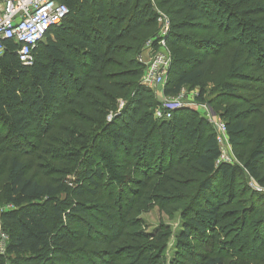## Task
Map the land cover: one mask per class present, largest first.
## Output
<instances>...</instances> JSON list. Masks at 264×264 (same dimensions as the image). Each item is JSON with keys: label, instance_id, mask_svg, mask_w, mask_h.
<instances>
[{"label": "trees", "instance_id": "trees-1", "mask_svg": "<svg viewBox=\"0 0 264 264\" xmlns=\"http://www.w3.org/2000/svg\"><path fill=\"white\" fill-rule=\"evenodd\" d=\"M60 1L68 13L34 48L30 65L18 60L12 40H3L0 52V153L7 148L18 153L11 159L7 182L12 208L0 211V222L8 230L5 251L14 255L13 264H162L169 233L162 227L147 233L130 223L131 213L145 202L161 209L173 205L180 216H188L173 234L178 250L167 264H224L209 244L220 248L230 242V250L239 245V253L252 242H264V217L256 221L255 233L246 231L240 241L237 233L230 234L244 228L245 221L240 217L242 222L223 226L220 211L235 200L238 171L264 184V121L252 119L259 114L256 108L241 110L248 103L235 91L236 82L249 80L246 71L264 73V0ZM152 3L170 20L165 95L199 86L202 100L201 80L210 60L230 50L225 79L208 103L216 112L222 109L233 148L245 136L254 139L240 158V170L216 163L213 129L194 110L178 107L170 118L154 117L159 103L142 81L144 65L139 60L158 31ZM51 142L66 150L64 158H56ZM94 153L100 160H93ZM84 155L89 169L84 180L92 187L76 184L77 201L64 203L65 209L53 206L58 223L49 224L46 206L62 187L49 180L48 171H60L51 162L73 163V168ZM22 157L46 165L36 163L27 176L30 169ZM101 164L114 171L103 196ZM64 171L72 172L68 167ZM249 192L243 209L258 213L263 197ZM100 198L106 201L98 206L107 205L105 212L120 222L115 233L105 229L93 211V201Z\"/></svg>", "mask_w": 264, "mask_h": 264}, {"label": "rangeland", "instance_id": "rangeland-1", "mask_svg": "<svg viewBox=\"0 0 264 264\" xmlns=\"http://www.w3.org/2000/svg\"><path fill=\"white\" fill-rule=\"evenodd\" d=\"M157 10L160 11L162 14L166 15L165 11L159 8H157ZM197 33L199 34L200 32H197ZM151 50L153 49H150V47L145 48V45H144V47L142 48V51L140 52V54L144 52V60L147 59L149 55L148 53H150ZM163 50L165 51L171 63V48L169 47L167 40H166L165 46L163 47ZM229 60H230V50L229 49H226L225 52H223L218 58L214 59L212 62L210 60L211 63L209 62L206 73L201 80V84L202 86H204V96L202 100L198 98L199 91H200L199 86H196V87L187 86V87H184L180 92L176 94L165 95L163 91H164V87L167 82V79H169L168 69L163 73L161 84L157 86L153 85L150 87L152 89L151 91L153 95V100L159 103L160 101H163V100H172L174 98L176 99L178 98V101L181 103V105L186 106V108L189 107L190 109H193L198 115L200 114L202 115V113L199 114V111L201 112V110H199L201 108L200 105L201 103H207L212 108V106L208 103V101L210 100L211 97H213L217 93L218 84L222 80L225 79V75L227 73V69L229 66ZM146 69L147 68L144 67L143 71L145 72ZM144 72H143L142 77H144ZM246 73L248 75L249 80L246 79V80H240L236 82L237 86L235 88L236 93H238L239 97L243 99V102L246 100V102L248 103L247 106L245 107L243 106L241 110L249 109L250 106H251L250 109L256 108L259 114L256 117H253L252 119L255 122L259 120L261 121V119L262 121H264V73H260L256 71L255 69L246 71ZM121 104L122 103L120 102V105ZM196 108L198 109V111ZM212 110L217 114V116H219V118L222 121H224L223 118L221 117L222 109H217L218 112H216L213 108ZM5 131H6V128H2L1 133H4L3 136L6 134ZM51 134H52L51 136L56 135V133L54 132H52ZM253 143H254V139H249L248 136H245L242 142L236 145L234 148L231 145L232 162L234 163L233 165H236L239 168L238 170H240V168L242 167L240 158L245 156L248 153V151L252 148ZM49 147L52 153L57 154L56 156L57 159L64 158L63 156L66 155V150L61 148L56 143L51 142L49 144ZM16 155H18V153L14 151L12 148L11 149L7 148V151H2L0 153V171H4L2 182L0 185L1 187L0 189V210L12 208V204L7 202V198H8V187H7L8 183L7 182H8V177H9L11 159L12 157ZM22 160H23V163L25 164L26 169H30L27 171V176H30L34 172L33 171L34 165H36V163H43V160H39V161L33 160L32 161V160H29L27 157H22ZM93 160H96V161L100 160L98 155L95 153H94ZM84 161L86 162L85 155L83 156L82 162L80 161L79 163L74 165L73 168H72L73 163H71L69 160L66 161V162L71 163L69 166H67V164L63 161L51 162L52 167L55 169L58 168L60 171H57L58 173L55 172V174H53L51 171H48L47 174L50 175L49 180L62 183V187L60 188L58 192V196L55 199H53L49 205L46 206L47 220L49 224L58 223V220L54 219V216H53V211H52L53 206L58 205L59 207H62L63 209H65L67 208V206H65L64 203L66 204L69 202L74 203V201H77V199L73 195L75 193L74 187L76 184L82 182L92 187V185L89 184V182L86 179L84 180L86 176L85 174L87 172L89 173V169L86 166ZM42 165L45 166L46 164L43 163ZM44 166H42L41 171H44ZM67 167L70 168L72 172L65 175L66 172L64 170H66ZM101 169L103 173L102 181L104 183V187L101 189L100 193L103 196V195H106L107 192L109 191V188L107 186L108 184L107 179H109V177L114 173V171L112 170L110 171L108 168H104L103 166L101 167ZM127 171H130V170H127ZM222 183H223L222 186L224 187V191L228 192L230 189V186H226V183H227L226 181ZM251 189L253 192L257 193V195L260 194L264 200V184H259L255 179L246 177L242 173V171H238V174L235 177V191L237 192L235 200L234 202L226 204L220 208V211L222 213L223 226L229 225L230 227L231 223H235L236 221L239 222L242 219L245 221L246 226H244V228L239 227L237 230L238 232H233L232 234H230V236L233 237V235L237 233L240 238V241L243 238H245V235L247 234V232L251 231L249 232V235L251 233H255L257 229L256 221L258 220V218L263 219L264 217V206L261 207V210H259L258 213L255 212L256 214L253 213V211H250L251 213L249 214L245 209H243L244 207H248L247 206L248 204L246 203H247L248 198L250 197L249 191H251ZM191 190L194 192L195 190L194 184L193 186L191 185ZM100 200L103 202L106 201L105 199H102V198L94 200L93 202L95 203L96 207H94L93 211L98 216L102 217V220L100 221L102 223V226H104V228L107 230H109L108 228H110L109 231L115 233V231L118 230V227L116 228L115 226L116 222L118 223V225H120V222L105 212L107 205L105 206L103 205L102 207H99L101 206V202H99ZM255 207H259L258 203ZM180 214H181V210L177 211V209H175L173 205L167 206V208L161 209L159 206L148 204L145 202V204L141 205L138 212H132L129 217L130 223L134 225L133 229L139 228L142 231L151 233L157 228L162 227L161 231L169 233L168 237L165 238L168 243L167 245L168 248L164 250V253H163L164 259L162 261V264H167L170 258L175 257L173 254L174 252L178 250L177 247L174 248L176 245L173 244L174 242L173 234H175V232L180 230L181 225L184 224L183 219H186L188 217V216L182 217L180 216ZM240 217H242V219ZM262 221L263 222L261 224V227L264 228V220ZM138 222L140 226L136 225ZM88 225L91 227L92 224L89 222ZM240 225L243 226V224H240ZM6 231H8L6 225H2L0 222V233L3 234V233H6ZM86 231H88V229H86V226H85L84 232L86 233ZM89 231L93 232V229H89ZM222 239L226 240L225 237ZM227 239H230V238L228 237ZM240 241L237 242V245ZM229 243L230 242H228V244L226 245L224 244L221 245L220 248L209 244V247L213 249V251L223 256L224 264H239V263L252 264V263H255L256 261H259V263L264 264V242H252L249 248L245 247L244 250L242 249L243 252L240 251L239 253H236L237 247L239 245L234 248L232 247L230 250ZM240 246L242 247L243 245H241L240 243ZM255 254L257 255L256 260L253 259ZM0 255H1L0 264H13L14 255L7 254L6 251H3V253H0ZM244 255H247L248 258L245 259L241 257ZM183 264H191V263L183 262Z\"/></svg>", "mask_w": 264, "mask_h": 264}, {"label": "built area", "instance_id": "built-area-1", "mask_svg": "<svg viewBox=\"0 0 264 264\" xmlns=\"http://www.w3.org/2000/svg\"><path fill=\"white\" fill-rule=\"evenodd\" d=\"M153 7L157 15L158 31L145 44V48L150 47L153 50L148 53L146 60L139 56V60L147 68L142 81L149 87L161 84L163 73L170 65V60L163 50L170 29V20L158 11L154 4ZM67 13L66 4L60 0H0V52L3 48V40H12L17 45L15 54L18 60L24 65H30L34 59V48L44 40L51 28L61 24ZM181 106L183 105L178 98L160 101L154 117L170 118L171 111ZM200 107L215 135L219 150L216 163L233 165L231 143L225 122L207 103H201ZM7 240V234L0 233V253L6 250Z\"/></svg>", "mask_w": 264, "mask_h": 264}, {"label": "crops", "instance_id": "crops-1", "mask_svg": "<svg viewBox=\"0 0 264 264\" xmlns=\"http://www.w3.org/2000/svg\"><path fill=\"white\" fill-rule=\"evenodd\" d=\"M140 55L144 58V52H142V54H140ZM183 88H184V87H183ZM183 88H182V89H183ZM182 89H181V90H182ZM181 90H180V91H181ZM180 91H179V92H180ZM168 95H170V94H168ZM182 107H183V108H186V106H182ZM187 108H189V107H187ZM196 109H197V108H196ZM192 110H193V109H192ZM199 110H201V112L199 111V114L202 113V109L200 108ZM197 111H198V109H197ZM200 116H202V117L206 120V118L203 116V113H202V115L200 114Z\"/></svg>", "mask_w": 264, "mask_h": 264}]
</instances>
